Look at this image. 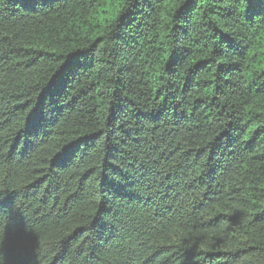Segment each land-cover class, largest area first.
<instances>
[{
  "label": "trees",
  "instance_id": "trees-1",
  "mask_svg": "<svg viewBox=\"0 0 264 264\" xmlns=\"http://www.w3.org/2000/svg\"><path fill=\"white\" fill-rule=\"evenodd\" d=\"M0 264H264V0H0Z\"/></svg>",
  "mask_w": 264,
  "mask_h": 264
}]
</instances>
